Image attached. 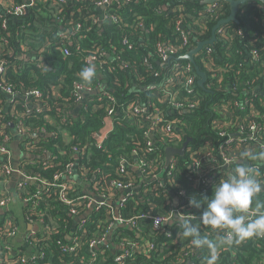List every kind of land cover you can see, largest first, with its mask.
Here are the masks:
<instances>
[{
  "label": "trees",
  "instance_id": "1",
  "mask_svg": "<svg viewBox=\"0 0 264 264\" xmlns=\"http://www.w3.org/2000/svg\"><path fill=\"white\" fill-rule=\"evenodd\" d=\"M202 1L126 0L104 11L117 16L118 22L101 25L92 23L93 16L103 13L94 0H71L66 4H58L57 0H38L25 15L9 17L7 29L2 27L0 18V37L8 38L9 52L6 55L11 54L8 83L16 91L38 89L45 107L40 113L26 112L22 104L18 103L15 111L16 115L23 112L18 119L28 129L29 135L44 130L41 138L22 140L20 149L29 155L23 159L22 169L48 183L44 185L38 180L24 184L18 195L23 205L20 215L12 209L0 207V264H115L118 250L113 253L112 248L101 247L96 250L100 257L94 262L87 243L74 251L67 249L74 242L73 238L69 240L67 237L73 231L75 219L80 216H85L84 225L77 228L75 234H84L85 242L104 231L108 224V203L122 195V188L112 182L122 186L129 182L137 185L122 200L119 214L123 218L134 216L139 226L138 231L127 227L117 228L115 232L121 236L113 240L116 243L123 238L141 240L137 236L140 234L141 238L154 245L149 253L132 255L125 263L207 264L211 250L199 248L192 243L191 238L179 236V220H175L172 225H163L160 229L153 227L152 217L166 215L174 203L173 196H179L181 213L193 215L188 219L199 228L200 235L217 243L216 264H264V236H253L231 246L218 244L219 237L223 235L222 230L203 225L200 222L203 208L189 204L193 196L197 199L211 196L214 185L220 179L228 178L219 162L215 161L219 156L220 137L213 127V118L218 116L221 108H231L235 100L244 97V86L228 90L226 86L214 83L211 88H207L199 83L200 77L197 78L194 64L191 72L183 71V65L190 62L183 56L199 43L215 37L212 43H207L214 49V63H221L219 57H223L234 67L229 74L237 75L244 81L255 80L258 84L263 81V68L256 61L242 60L239 51L250 38L258 39L256 34L264 29V10L257 2L244 4L235 20L224 22L229 29L243 27V33L232 41L230 37L226 41H219L215 28L230 16L231 6L224 2L222 13H208ZM71 21L82 23L83 28L72 34V44L63 46L60 34ZM178 21L182 28L177 27ZM183 31L188 36L187 46L173 55L169 62L161 63L158 44L180 43ZM125 37L132 42L131 49L122 43ZM230 42L231 48H228ZM64 47L68 49L69 55L64 54ZM30 51H34L31 57L23 58L24 53ZM40 57H43L42 61H39ZM89 60L95 68V76L90 83L79 75L83 68L90 65ZM195 62L202 71L207 72L201 54L195 55ZM124 64L127 66L123 67ZM229 74L224 76L227 84ZM165 75L175 77L172 83L167 82V86L176 93V101L183 102V98L198 100L194 108L187 111L178 109L165 100L162 91L158 96L149 89L150 85ZM189 76L194 78L193 88H190L192 92L186 90L189 89L186 86ZM75 83L88 85L93 90L83 102L76 101ZM101 87H105L115 97L116 104L111 117L112 129L104 138L103 146L98 148L97 134L105 126L107 108L112 104L109 97H104L102 102L97 101L102 95L98 92ZM2 98L0 92V100ZM135 101L147 110L146 113L128 109ZM79 105L77 113H69L70 109ZM151 111L158 112L159 118L147 119ZM2 114L16 122L10 111L3 109ZM237 114L245 118L248 112L245 109ZM170 124L177 139L163 131ZM150 127H154L153 137L144 135ZM5 131L12 136L10 126ZM67 135L70 140H67ZM185 143L184 155H174V163L163 172L166 149L181 148ZM75 148L79 153H75ZM36 150H40L41 154L38 155ZM208 152L214 157H209L206 154ZM47 154L50 155L39 157ZM194 159L199 163L197 167L192 165ZM140 161L141 168L134 169L132 165ZM72 162L87 182L80 178L70 180L71 175L54 179L55 174L62 172ZM231 169H235V165ZM85 170L87 174L83 175ZM257 172L264 173V165ZM64 182L71 184L68 195L74 199L72 204L60 197L58 184ZM161 182L166 187L160 186ZM85 185L91 188L93 194L104 196L108 203L93 208L76 204V198L86 194ZM3 195L0 192V200ZM257 203L264 205V190L257 194L252 205V209L264 211V206L256 208ZM72 209L79 211L72 214ZM23 221L35 222L40 227L29 240V244L33 245L31 250L29 245L24 246L18 241L19 234L26 231ZM13 226H18L17 233L8 236L7 232ZM22 256L25 261L18 263ZM180 257L183 258L178 261Z\"/></svg>",
  "mask_w": 264,
  "mask_h": 264
},
{
  "label": "built area",
  "instance_id": "2",
  "mask_svg": "<svg viewBox=\"0 0 264 264\" xmlns=\"http://www.w3.org/2000/svg\"><path fill=\"white\" fill-rule=\"evenodd\" d=\"M38 0H25L18 3L14 0H0V9L3 11L0 12V18H1V25L4 29H7L8 27V18H14V17H21L27 13L29 8L31 6H34L35 3H37ZM71 0H57V3H69ZM96 6L99 8L101 12H103L101 15H96L92 17V23L101 25L103 23L107 22H118V17L115 15H109L108 13L104 12L108 7L112 6L115 3H120L126 0H94ZM224 2L225 1H218L213 3L205 4L206 12L208 13H215L219 14L224 11ZM228 3V2H225ZM258 3V2H257ZM259 6L264 10V5L258 3ZM242 6H240L239 9H241ZM181 27V22H177V27ZM83 28L82 23L71 21L68 24L65 25L63 31L60 34V42L65 46L67 43L72 44V34L76 33L77 31L81 30ZM178 31H180L179 28H177ZM243 33V27L239 28H232L229 29L227 26L224 25V23L218 25L215 28V35L216 39L219 41H226L227 37H230V41L235 39L238 35H241ZM258 39L255 40L254 38H250L246 46L244 45L243 48L239 51L240 56L242 57V60L245 61H256L260 67L263 68L261 76L263 77V81L261 84H258L255 82V80H240L239 76L229 74L234 69L233 65L228 64L227 60L223 57H219L221 60V63H214V57H213V47L211 45L205 44L203 48L198 52L201 54V60L206 64L207 72L206 74V81L204 82V85L207 88H211V86L216 83L217 85H223L226 86L225 89L228 90H235L237 87L244 86L243 92L244 97L240 100H235L233 102V105L231 108H221L219 110L218 116L213 118V127L216 130L218 136L220 137V144L218 147V155L215 161L219 162L220 166L222 167L223 171L226 172L228 176L234 173V169H231V166L235 165V167L238 165V163H243L247 166L253 167L255 170H258L262 165H264V159H256V160H249L247 157L242 158L241 153L242 152H251L254 153H260L264 151V29L258 34ZM122 43L127 46L129 49H131L132 42L128 38H123ZM188 44V36L185 31H183V38L180 43L174 44H158V52L160 55L161 63H167L171 60L172 56L177 54L179 50L182 48L184 49ZM9 45L8 38L5 36L0 37V92L2 95H7L9 98H12V101L8 107V110L6 111L5 107L3 108L1 106V100H0V127L2 129L0 130V177H6L9 174L12 173H20L22 177V182L18 184V195L22 187L25 183H35L38 180L41 181L44 185H48L47 182H45L43 179L38 178L37 176H32L22 169V164H20V167L13 166L11 162L12 158V151H13V145L11 147L10 144L12 143V136L5 131V128L8 126L14 127L16 129L18 137H20V140L22 142L23 139L29 138L31 135H36V133H32L29 135L28 129H26L23 125V123L18 119V116L23 115V112H19L16 115V109L18 106V103L22 104V107H24L27 111H35L36 113L42 112L45 107L42 104V93L38 89H23L21 91H16L14 87L8 83V71L11 66L9 56L6 54L9 52L7 51ZM228 48H231V42L230 45L227 46ZM64 54L69 55V51L67 48H63ZM31 52L24 53L25 56L23 58H30ZM189 52V51H187ZM186 52V53H187ZM30 54V55H29ZM34 59V58H33ZM43 57H40L39 61H42ZM223 61V64H222ZM225 61V62H224ZM91 60H89L91 66ZM148 63V61L146 60ZM225 63V64H224ZM40 65V63H39ZM127 65L124 64L123 67H126ZM242 66V63L239 64V67ZM17 69V66L15 67ZM193 69V63L189 62L186 63V65H183V71L184 72H191ZM227 75L228 84L226 81H224V76ZM199 78V76H197ZM234 79V81H233ZM175 80L174 75H165L163 78H161L157 83H154L149 86V89L152 92H155L158 96L160 95V91L163 92L165 96V100L169 101L171 105L178 109H183V111L190 110L195 107L196 103L199 102L196 101H189L183 98V102H177L176 101V93L172 91V88L167 86V82L172 83V81ZM193 82L194 78L193 76H189L186 86L189 87L186 88L189 92H192L190 88H193ZM92 88L88 85L75 83L74 85V93L77 95L76 101H84L86 98L90 95L92 92ZM100 93L102 95L98 98V102H102V99L104 97H109L111 101V105L107 108V115L105 117V126L103 129L97 134V147L101 148L104 143V138L106 137L107 133L112 129V121L111 117L113 113L115 112V104L116 99L115 97L110 94L108 90H106L105 87H101L99 89ZM259 94V97L257 96ZM258 97L257 100L254 102V98ZM163 98V96H162ZM81 102V103H82ZM149 106V104H148ZM80 109V105L77 106ZM5 110L6 112L10 111V114L12 117L16 119V122L14 123L12 120L6 119V117L2 114V110ZM128 109L131 110V112H140L142 114L146 113V109L141 106L138 101H135L132 103ZM246 111L248 112L247 116L245 118H242L241 115L237 114L240 113V111ZM129 111V110H128ZM130 112V111H129ZM147 119H158L159 113L151 111L146 116ZM163 131L173 137L174 139H177V135L172 131L171 124L166 126ZM39 132V131H37ZM44 130L41 129V133H43ZM154 133V127H150L147 129L144 133L145 136L153 137ZM40 135V134H38ZM30 139H37L30 138ZM150 143V142H149ZM75 153H79L77 148L74 149ZM37 153H40V150H36ZM209 157H214V155L210 152L206 153ZM27 155V154H26ZM29 156V155H28ZM3 158H5L7 161L4 162ZM174 156L171 158L169 165L174 163L173 160ZM173 160V161H172ZM166 161V160H165ZM198 161L194 159L193 161V167H197ZM142 162H136L133 164L134 169L141 168ZM164 166L163 172L166 171V169L169 167ZM74 172L78 173L77 179L80 178L83 181L87 182L84 177H82L78 170L75 163H69L67 164L66 168L62 172H58L54 175V179H59L62 176H69L70 180L75 179L73 178ZM83 175L87 174V170H85ZM156 177V175H154ZM27 179V181L25 180ZM257 179L264 182V173H258ZM112 184H116L118 187H121V198L108 203L107 199L104 196L95 195L92 193L91 188L88 185H85V193L84 195H81L77 197L76 199L78 202L76 204H85L86 208H93L95 206H100L105 203H108L110 206L108 210V224L106 225L104 231L99 234L98 236L92 238L91 240H87L85 242L83 240V235L75 234L77 228H82L84 223V217L80 216L77 219H75V223L73 225V231L70 235H68V239L72 240L73 238V245L68 247L67 249L69 251H74L76 248H82L85 243H87L88 248L92 250V262L99 259L100 254L96 251L100 249L101 247H104L105 249L112 248V252L116 253V250H118L114 262L115 264H129L125 263L126 259L128 257H131L132 255H138V254H144L149 253L153 248L154 245L150 243L149 240H146L144 238L140 237V234H137L138 238L141 240H129L126 238H123V240L119 243H116L113 239L120 237L121 235L116 233L115 230L119 227H127L132 230L138 231V221L133 216L130 218H123L119 214V207L121 205L122 200L125 198V196L132 191L133 189L137 188V185L135 186L132 182H129L125 185H121L120 183L112 182ZM159 186V185H157ZM160 186L166 187L164 182L160 183ZM58 187L60 188V197L61 199L68 203L72 204L73 200L68 195V189L71 188V184L69 182H64L58 184ZM4 193V192H3ZM182 194V193H181ZM174 203L171 205V208L169 212L164 216H153V227L155 229H160L163 225H172L175 220H178V217L183 218H190L194 217L193 215L185 216L181 213V210L178 206L180 197L179 196H173ZM12 196L9 195V193H4L3 198L0 200V207L2 209H8L9 204L11 202ZM99 199H104V201H101ZM177 201V203H176ZM24 204H26L27 200H24ZM37 208V205H35V209ZM78 209H72V214H77ZM253 213H260L264 211H257L255 209H250ZM29 224L32 226L39 225L35 222L28 221ZM40 228V227H39ZM39 228L37 230H33L28 233V241L30 240L31 236L39 231ZM18 226H13V229H10L7 232L8 236H14L17 233ZM169 233V231H168ZM170 234V233H169ZM2 245V241H0V246ZM32 246V244H27ZM187 255V254H185ZM41 257V256H40ZM133 258V257H132ZM183 257H180L178 261H181ZM25 258L22 256L17 262H24Z\"/></svg>",
  "mask_w": 264,
  "mask_h": 264
},
{
  "label": "clouds",
  "instance_id": "3",
  "mask_svg": "<svg viewBox=\"0 0 264 264\" xmlns=\"http://www.w3.org/2000/svg\"><path fill=\"white\" fill-rule=\"evenodd\" d=\"M261 0H259V3ZM80 77L91 82L95 76L94 66H88L81 70ZM241 157L249 160L264 159V151L260 153L242 152ZM258 172L251 166L238 163L234 173L227 179H220L213 187L211 196H203L200 199L191 197L189 204L196 208H203L200 214V222L211 226L213 229L222 230L218 244L231 246L239 244L253 236H264V212L253 213L250 211L254 198L264 190V182L257 179ZM264 205L256 204L259 209ZM178 235L182 238H191L192 243L199 247H207L211 255L207 264H216L215 247L207 237L200 235L199 228L191 222V219L178 217Z\"/></svg>",
  "mask_w": 264,
  "mask_h": 264
},
{
  "label": "crops",
  "instance_id": "4",
  "mask_svg": "<svg viewBox=\"0 0 264 264\" xmlns=\"http://www.w3.org/2000/svg\"><path fill=\"white\" fill-rule=\"evenodd\" d=\"M25 56V54L23 55V57ZM12 101V98H9V96L7 95H3V98L1 99V106L5 107L6 111L8 110V107L10 105ZM8 106V107H7ZM3 107V108H4ZM79 111V107H75L73 109L69 110V113L71 114H75ZM11 128V133L13 135V140H12V145H13V153H12V158H11V162L13 164V166L15 167H20L21 163H23V159H25V157H27L28 155H26L27 153H24L20 147H21V140L20 138H18L16 129L14 127H10ZM36 134H40L37 138H41L44 134L41 132H37ZM67 140H70L69 136H66ZM15 144H18L17 147H15ZM41 152L38 154L40 155ZM49 155L47 154V156L42 155L39 157H48ZM38 157V156H37ZM3 161L6 162L7 160L5 158H3ZM78 173L74 172L73 178L77 179ZM22 177L20 173H12L9 174L6 177H3V179H0V192H4V193H9V195L12 196L11 202L9 204L8 209H12L14 211V213H16L17 215H20L22 212V201L21 199L18 197V184L20 182H22ZM23 223L26 225V231L22 232L19 234L18 236V241H20L24 246H28L27 244L29 243L28 241V233L33 231V227L31 224L28 223V221H23ZM29 249L31 250L33 248L32 246H28Z\"/></svg>",
  "mask_w": 264,
  "mask_h": 264
},
{
  "label": "water",
  "instance_id": "5",
  "mask_svg": "<svg viewBox=\"0 0 264 264\" xmlns=\"http://www.w3.org/2000/svg\"><path fill=\"white\" fill-rule=\"evenodd\" d=\"M218 1H225L228 2L231 6V13L230 16L227 19H224L223 21H221L218 25L227 22L229 20H235L236 19V15L237 12L240 8V6H243L244 4H246L247 2H258L259 0H203L201 3L202 4H208V3H213V2H218ZM260 4L264 5V0H261ZM215 39V37H213L212 40H209L208 42H202L199 43L196 47H194L193 49H191L189 52H187L183 58L184 59H188L191 63L194 64L195 69L197 71L198 76L200 77L199 79V83L201 85L204 84V82L206 81V74L204 71H202L198 65L195 62V55L198 54V52L203 48V46H205V44L207 43H212L213 40ZM39 135H31L29 136V138H35L38 137ZM21 136H19L18 138H20ZM18 144H15V147H17ZM187 144L185 143L181 148H175V147H168L166 149V163H165V167H167L170 163L171 158L174 155L180 154V155H184L185 153V149H186ZM50 155V154H48ZM27 181V179H25ZM101 201H104V199H99ZM177 203V201H176ZM34 230H37L39 227L37 225L32 226Z\"/></svg>",
  "mask_w": 264,
  "mask_h": 264
},
{
  "label": "rangeland",
  "instance_id": "6",
  "mask_svg": "<svg viewBox=\"0 0 264 264\" xmlns=\"http://www.w3.org/2000/svg\"><path fill=\"white\" fill-rule=\"evenodd\" d=\"M5 117H6V119H7V117H8V116H7V115H5ZM10 127H11V126H10Z\"/></svg>",
  "mask_w": 264,
  "mask_h": 264
},
{
  "label": "flooded vegetation",
  "instance_id": "7",
  "mask_svg": "<svg viewBox=\"0 0 264 264\" xmlns=\"http://www.w3.org/2000/svg\"><path fill=\"white\" fill-rule=\"evenodd\" d=\"M180 155V154H179ZM166 160V159H165ZM165 163H166V161H165Z\"/></svg>",
  "mask_w": 264,
  "mask_h": 264
}]
</instances>
